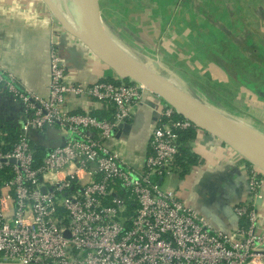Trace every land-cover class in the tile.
Returning a JSON list of instances; mask_svg holds the SVG:
<instances>
[{
	"label": "built area",
	"instance_id": "2783aa9c",
	"mask_svg": "<svg viewBox=\"0 0 264 264\" xmlns=\"http://www.w3.org/2000/svg\"><path fill=\"white\" fill-rule=\"evenodd\" d=\"M49 66L48 97L19 89L0 68V87L24 107L17 140L11 150L0 151V261L264 264L258 211L264 176L255 168L250 172L246 199L234 207L237 228H216L176 191L161 186L175 171L179 132L201 131L197 125L167 104L144 164L135 169L108 142L145 97L164 100L133 80L68 83L56 49ZM69 95L105 104L112 120L66 112ZM55 127L66 134L65 144L50 150L38 165L32 136Z\"/></svg>",
	"mask_w": 264,
	"mask_h": 264
},
{
	"label": "crops",
	"instance_id": "0c3cea01",
	"mask_svg": "<svg viewBox=\"0 0 264 264\" xmlns=\"http://www.w3.org/2000/svg\"><path fill=\"white\" fill-rule=\"evenodd\" d=\"M99 1L101 16L114 21L121 34L146 51V57L157 53L160 61L162 57L166 60V56L176 54L178 60L169 59L171 64L178 70L187 69L193 74V68H201L200 58L204 53H210L208 62L201 64L208 76V88L221 90L227 94L225 98L228 101L235 103L233 98H236L240 102L242 90H245L242 86V40L229 22L234 16L228 7L237 3L236 0H223L221 8H213L206 17L201 15L202 18L195 16L199 13L194 11L184 13L182 8L174 15L168 14L169 6L176 4L177 0ZM190 2V5H208L205 0ZM238 6L241 7V2ZM75 7L76 0H0V68L6 78H14L19 89L49 96V56L53 49L60 53L66 64L68 83L89 85L100 80L115 83L130 80L120 78L77 37L78 8ZM210 19L212 23L208 21ZM168 21L174 24L167 31ZM206 36L212 38L210 42ZM165 40L169 41L168 45L172 43V50L166 48ZM162 45L165 46L163 49ZM188 51L189 59L186 57ZM234 88L237 96L232 98ZM166 106L165 101L145 97L108 142L110 148L135 169H141L144 164L152 131L160 125ZM64 109L74 114H101L104 119L112 120L111 111L105 104L87 97L67 96ZM260 116L262 118L263 114ZM23 120L21 102L14 99L4 86L0 87V148L14 144ZM65 138L66 134L61 129L49 128L43 134H34L32 144L49 152L61 145ZM191 147L200 157V164L192 167L184 178H180L179 171H174L167 185L165 180L162 181V189L164 186L165 191H176L185 203L216 228L233 232L238 226L234 207L246 199L248 176L255 166L242 154L203 131L199 132ZM258 211L260 229L264 232V186L258 200Z\"/></svg>",
	"mask_w": 264,
	"mask_h": 264
},
{
	"label": "rangeland",
	"instance_id": "374dc122",
	"mask_svg": "<svg viewBox=\"0 0 264 264\" xmlns=\"http://www.w3.org/2000/svg\"><path fill=\"white\" fill-rule=\"evenodd\" d=\"M190 1L191 0H177L176 4L173 3L169 6L168 14L174 15L175 11L182 8L184 13L187 11H194L199 13L198 15L194 14L195 16L202 18L201 15L206 17V14L209 11H212L213 8H221L223 2V0H205L208 5L201 4L199 6L194 5L193 3V5H190ZM236 1L237 3L228 5V7H230L232 10L231 14L234 16L232 18L233 20L230 19L229 22L234 25V33L239 36L241 35L242 86L245 87V90H242V98L239 102L236 98H233V96H237V90L234 88L235 94H232V98L234 99L235 103L233 100H226L225 96L227 94L223 93L221 90H210L208 88L206 83L208 76L205 75V71L202 69L201 64L208 62L207 59H209L210 53H204L203 58H200L201 68H197V70L193 68V74H191L187 69L178 70V68L174 67V64H171L170 62V60H178L176 54L166 56V60L162 57L160 61L157 60V53L155 55L149 54L146 57V51L138 43L134 44L131 41V38L128 39V37L121 34L114 21L108 20L107 16L104 15L101 17L103 29L111 41L113 40L112 43H114L116 47L118 46L121 51H125L124 53L128 54L130 57L132 56L131 58H133L137 63L148 66L151 70H154V72L160 74L169 81L172 80L178 87L185 90L200 101L206 103L210 107L212 106V108H216L220 113H223L224 115L234 119L235 122L241 124L245 129L253 131L256 136L258 135L264 137V0ZM96 2L98 5L100 4L99 0H96ZM240 2L241 7L239 8L238 4ZM76 8H78V6L75 7V9ZM56 11L57 13H60L58 8H56ZM172 20L174 21L173 18ZM208 21L211 22V19ZM173 24L174 22L168 21L167 31L173 26ZM216 35H218V33ZM205 39L210 42L212 38L210 36H206ZM166 40H168V38H166ZM220 43L221 39L219 40V44ZM168 44L169 41H166V48L168 50H172V43L170 45ZM163 47L165 46L162 45V49ZM186 57L188 59L190 58L189 51ZM160 63H162V65H160ZM150 66H153V68ZM172 67H174L175 70H173ZM170 69H172V71ZM174 71H177L185 81H183ZM260 114H263L262 118ZM245 158L249 160L250 164L255 166L254 168L262 176H264V162L260 160L258 161L254 157L251 158L252 160L248 159L247 157ZM168 182L169 177L165 179V185H167Z\"/></svg>",
	"mask_w": 264,
	"mask_h": 264
},
{
	"label": "water",
	"instance_id": "95a60500",
	"mask_svg": "<svg viewBox=\"0 0 264 264\" xmlns=\"http://www.w3.org/2000/svg\"><path fill=\"white\" fill-rule=\"evenodd\" d=\"M77 6V37L120 78L145 85L176 109L180 115L197 125L201 131L220 140L250 160L254 157L264 162V145L258 142L253 131L245 129L241 124L200 101L153 70L131 64L109 50L105 45V37H109L103 29L102 17L96 0H79ZM64 144L65 139L61 145ZM0 264L22 263L0 261Z\"/></svg>",
	"mask_w": 264,
	"mask_h": 264
},
{
	"label": "trees",
	"instance_id": "16d2710c",
	"mask_svg": "<svg viewBox=\"0 0 264 264\" xmlns=\"http://www.w3.org/2000/svg\"><path fill=\"white\" fill-rule=\"evenodd\" d=\"M123 82L129 83L130 80H124ZM112 83H115V82L112 81ZM115 84H119V83L116 82ZM95 117H97L98 119H104L101 114H96ZM176 119L178 120L183 119V117L180 115H177ZM199 132L200 131L196 129H189L186 131L179 132V139H178L179 152H178V155L176 156L174 167H175V171L177 170L180 172L179 173L180 178H184L187 174L190 173L192 167L197 166L201 162L200 157L196 153L193 152L192 147H191V143H193L197 139ZM11 147L12 146H8L6 148L4 147L0 148V151H3V152L9 151L11 150ZM33 150H34V157H35L36 164L39 165L42 163V160L44 159L48 151L45 148L40 147V146L39 147L34 146Z\"/></svg>",
	"mask_w": 264,
	"mask_h": 264
},
{
	"label": "bare ground",
	"instance_id": "6f19581e",
	"mask_svg": "<svg viewBox=\"0 0 264 264\" xmlns=\"http://www.w3.org/2000/svg\"><path fill=\"white\" fill-rule=\"evenodd\" d=\"M77 3L79 4V0H76ZM113 41V40H112ZM111 39L110 38H107L105 37V45L106 47L111 50L112 52H114L117 56H119L120 58H122L123 60L131 63V64H134L138 67H141L143 69H150L148 66H145L143 64H139L137 63L133 58H131L128 54L124 53L123 51H121L118 46L116 47V45L114 43H112ZM124 50V49H123ZM154 66V65H153ZM153 66L151 68H153ZM154 71V70H153ZM172 81V80H171ZM173 82V81H172ZM174 83V82H173ZM258 140V142H260L261 144L264 145V137L263 136H255Z\"/></svg>",
	"mask_w": 264,
	"mask_h": 264
}]
</instances>
